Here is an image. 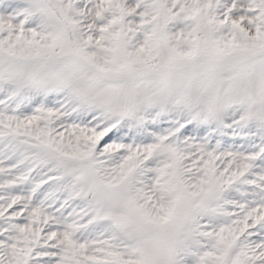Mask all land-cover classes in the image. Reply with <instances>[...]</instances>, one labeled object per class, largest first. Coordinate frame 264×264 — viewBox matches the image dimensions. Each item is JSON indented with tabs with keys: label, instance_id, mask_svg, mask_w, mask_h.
<instances>
[{
	"label": "snow or ice",
	"instance_id": "6c2138e0",
	"mask_svg": "<svg viewBox=\"0 0 264 264\" xmlns=\"http://www.w3.org/2000/svg\"><path fill=\"white\" fill-rule=\"evenodd\" d=\"M0 264H264V0H0Z\"/></svg>",
	"mask_w": 264,
	"mask_h": 264
}]
</instances>
